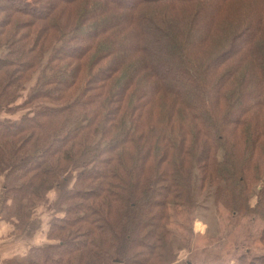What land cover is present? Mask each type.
I'll use <instances>...</instances> for the list:
<instances>
[{"label": "trees", "instance_id": "16d2710c", "mask_svg": "<svg viewBox=\"0 0 264 264\" xmlns=\"http://www.w3.org/2000/svg\"><path fill=\"white\" fill-rule=\"evenodd\" d=\"M96 1L68 20L77 33L66 43L65 26L50 22L0 54V112L28 107L18 120L0 117V218L19 233L57 191L46 243L3 264L172 263L179 247L161 224L165 206L171 198L192 207L205 186L214 202L264 221V17L234 20L214 38L198 32L211 21L202 9L182 25L175 2L192 0H170L168 13L143 9L145 0ZM24 2L20 13L35 20L58 8ZM8 12L0 5V32ZM49 38L64 63L47 62L12 106Z\"/></svg>", "mask_w": 264, "mask_h": 264}, {"label": "rangeland", "instance_id": "374dc122", "mask_svg": "<svg viewBox=\"0 0 264 264\" xmlns=\"http://www.w3.org/2000/svg\"><path fill=\"white\" fill-rule=\"evenodd\" d=\"M32 1L38 4L36 5L38 9H41L45 7L44 5H46L49 0ZM95 1L96 0H53L54 3H57L58 8L52 10L47 17L35 20L31 18V16L29 17L26 14L23 15L20 13V7L25 5V8H27V4L24 0H21V3L20 1L11 2L10 0H0V5L5 7L6 11L9 10L8 14L11 15V20L7 21V24L4 25L7 27H4V31L0 32L1 34L4 33L0 36V54L2 50H5L7 45L11 49L18 45L19 42L12 44L18 36L28 35L27 39L29 42L38 39L40 31L42 30L44 32L45 24L50 22L58 23L60 28L65 26L63 34L67 33V38L63 37V43H66L72 34L75 35L77 33L72 30V26H66L68 20L79 15L82 17L83 9L90 11L92 7L95 6ZM132 1L133 0H131V2ZM145 1L149 4L145 5L143 3L142 6H144L143 9L147 6V10L156 8L162 13H168L170 9L175 7V4L170 3V0ZM198 1L199 0H192L189 1V3L175 2L179 14H182L183 18H185L182 21V25H184L195 12H200L202 9V12H204L211 21L209 26H206L208 22L207 18L205 20L202 19V24H199L200 27L198 32L202 31L205 33L206 31L208 32L207 29H210L212 30L210 33L216 34L214 38H219L220 35L230 33L234 30V28L232 29L230 26V23L234 20L241 19L247 24L256 19L257 16L260 17L259 14L264 17V0H204L206 1L205 6L199 5ZM86 4H89V6H86ZM5 16L6 13H0V21L7 20ZM16 22H21L24 27H19V25L15 24ZM91 23L93 22H88L90 29L92 27H97L91 26ZM13 29L16 30V34L13 32ZM52 32L53 31L49 32V35ZM50 42L51 45L47 48V52L44 56L40 57L39 66H37L35 71L32 74L30 73V77L20 85V90L17 93L18 98L12 106L19 107L17 105L24 102L29 95L30 89L36 83L40 71H43V66L47 62L51 66L55 63L51 62V60L57 61L58 63H56L60 66L64 63L56 60L57 57L54 55L56 47L59 44L57 43L56 45L55 41L52 40ZM76 42L78 41L76 40L75 43ZM91 54V52L86 55L82 54L85 58L84 60H89ZM11 59V56L8 57V60L11 61ZM26 109H28V107L24 105V108L22 107L21 109H16L11 112L1 111L0 117L7 121L18 120ZM179 117L184 121L186 114L183 112ZM0 178L5 180L3 174L0 175ZM193 182L196 186L199 183L196 177ZM261 185L262 183L259 182L257 187H261ZM212 190V188L209 189V187L207 188L206 186L204 191L194 190L193 201L195 205L192 207L179 204L178 201H174L171 198V201L169 200L165 206L168 218L166 221H161V224H165L167 235L175 238L176 243L174 246L179 247L175 261L169 264H186V262L189 264H250L247 260H250V262H252L251 264H253L256 259L264 256V243L259 241V236L264 228V221L254 213L241 215L236 208L235 210L231 208L228 209L225 208L222 203L214 202V199L209 194ZM56 196L57 191L55 189L51 190L47 194L46 202L39 204L34 213L43 215L44 218L49 217L50 219L55 209L53 207V202ZM156 198H158V196H156ZM254 200L255 198L253 197L251 202L254 203ZM157 212L158 208H155L154 213L157 214ZM57 216H60V214H57ZM243 255H245V257H243ZM142 257L143 258L140 259L145 261L147 256L143 255ZM151 262H153V259H150L147 263L149 264Z\"/></svg>", "mask_w": 264, "mask_h": 264}, {"label": "crops", "instance_id": "0c3cea01", "mask_svg": "<svg viewBox=\"0 0 264 264\" xmlns=\"http://www.w3.org/2000/svg\"><path fill=\"white\" fill-rule=\"evenodd\" d=\"M4 180L0 178V207ZM49 217L34 213L23 231L17 233L12 224L0 218V264L14 257H23L30 247L46 243Z\"/></svg>", "mask_w": 264, "mask_h": 264}]
</instances>
